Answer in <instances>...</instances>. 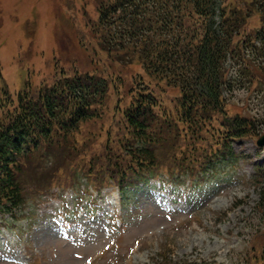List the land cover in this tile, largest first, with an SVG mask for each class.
<instances>
[{
    "label": "rangeland",
    "instance_id": "rangeland-1",
    "mask_svg": "<svg viewBox=\"0 0 264 264\" xmlns=\"http://www.w3.org/2000/svg\"><path fill=\"white\" fill-rule=\"evenodd\" d=\"M96 17L94 0H0V80L14 96L27 82L31 88L51 84L61 73L89 72L108 79L105 105L97 119L81 127L79 152H71L59 169V183L70 181L74 171H87L88 161L100 162L124 142L122 113L141 73L137 64H110L105 54L93 55L95 41L85 24ZM259 25L254 14L244 32L253 33ZM237 54L251 65L226 107L229 115L242 116L252 126L234 146L240 160L225 164L212 181L197 186L198 192L151 180L141 190H128L131 198L121 213L112 207L113 192L99 198L96 209L76 216L66 215L58 198L38 201L40 187L32 185L38 176L26 166L29 202L13 221L0 218V264H264V213L257 207L259 174L254 168L264 160V148L256 145L264 135V62L252 64L251 57ZM242 70L241 65L236 72ZM162 92L171 107L175 91L164 87ZM214 124L220 131L219 122ZM179 130L177 143L190 140L187 130ZM165 151L157 155L162 165L169 156ZM47 164L34 169L41 173ZM71 197L66 194L70 205ZM169 201L174 210L167 207Z\"/></svg>",
    "mask_w": 264,
    "mask_h": 264
},
{
    "label": "trees",
    "instance_id": "trees-1",
    "mask_svg": "<svg viewBox=\"0 0 264 264\" xmlns=\"http://www.w3.org/2000/svg\"><path fill=\"white\" fill-rule=\"evenodd\" d=\"M94 7L96 19L85 22L95 41L93 55L105 54L110 64H137L141 73L122 113L124 142L100 162L88 161V174L123 190L129 172L134 178L140 169L166 165L157 158L165 147L166 167L200 156L209 166L217 159V149L209 151L212 144L226 147V160L233 158L229 145L252 126L230 116L226 106L251 67L237 52L252 64L264 62V0H94ZM254 14L260 25L247 34ZM164 87L175 91L171 107L162 97ZM108 91V79L89 72L61 73L35 88L27 82L15 96L0 80V214L13 215L23 205L24 167L38 176L33 186L49 188L71 152H79L76 136L99 117ZM179 129L190 140L177 143ZM34 160L49 169L37 173ZM257 167V207L264 213V163Z\"/></svg>",
    "mask_w": 264,
    "mask_h": 264
},
{
    "label": "water",
    "instance_id": "water-1",
    "mask_svg": "<svg viewBox=\"0 0 264 264\" xmlns=\"http://www.w3.org/2000/svg\"><path fill=\"white\" fill-rule=\"evenodd\" d=\"M257 144H258L259 146L264 145V135H263L262 137H260V138L257 140Z\"/></svg>",
    "mask_w": 264,
    "mask_h": 264
}]
</instances>
